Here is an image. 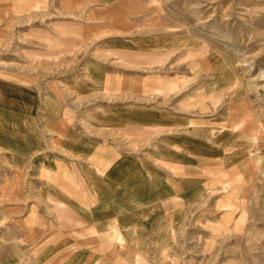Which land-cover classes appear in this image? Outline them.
Returning a JSON list of instances; mask_svg holds the SVG:
<instances>
[{
	"label": "rangeland",
	"instance_id": "obj_1",
	"mask_svg": "<svg viewBox=\"0 0 264 264\" xmlns=\"http://www.w3.org/2000/svg\"><path fill=\"white\" fill-rule=\"evenodd\" d=\"M0 264H264V0H0Z\"/></svg>",
	"mask_w": 264,
	"mask_h": 264
},
{
	"label": "crops",
	"instance_id": "obj_2",
	"mask_svg": "<svg viewBox=\"0 0 264 264\" xmlns=\"http://www.w3.org/2000/svg\"><path fill=\"white\" fill-rule=\"evenodd\" d=\"M27 149L26 151L30 150V153L36 150V146H34L31 142H27ZM185 147V146H183ZM187 149H189L187 147ZM184 155H180L179 150H175L172 153V161H171V172L175 178H181L182 179V188L185 189L186 196H188L189 200H192L193 197V190H197L201 188V183L204 182V178H206V171L210 168L212 172L215 169V164L214 162L211 164V166H208L207 169L205 165L200 162L197 157H193L191 153L185 152L183 149ZM212 159H215V156H211ZM210 167V168H209ZM194 182V184H193ZM94 187L96 186L93 184ZM105 204V203H104ZM106 208H104L105 210ZM102 212V201L99 199V203L96 205L95 210H94V217L93 220L95 222L93 228L95 235L97 237V240H100V244L105 245L107 238H108V233L109 230L112 229L107 226L105 223V220L107 219L108 215ZM102 214V216H101ZM101 219H105L104 222L101 221ZM107 222V221H106ZM121 227V225H120ZM118 229V228H117ZM116 228L114 231H112V234H114V237L117 240V243L121 248H125V236L124 233H122V230L119 228L117 230Z\"/></svg>",
	"mask_w": 264,
	"mask_h": 264
},
{
	"label": "bare ground",
	"instance_id": "obj_3",
	"mask_svg": "<svg viewBox=\"0 0 264 264\" xmlns=\"http://www.w3.org/2000/svg\"><path fill=\"white\" fill-rule=\"evenodd\" d=\"M250 156V155H249ZM230 166V165H229ZM227 167V166H226Z\"/></svg>",
	"mask_w": 264,
	"mask_h": 264
}]
</instances>
